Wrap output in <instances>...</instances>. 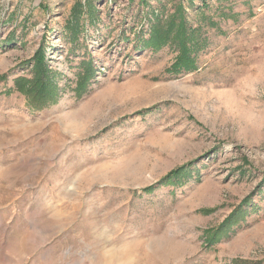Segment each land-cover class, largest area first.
<instances>
[{
  "label": "rangeland",
  "instance_id": "374dc122",
  "mask_svg": "<svg viewBox=\"0 0 264 264\" xmlns=\"http://www.w3.org/2000/svg\"><path fill=\"white\" fill-rule=\"evenodd\" d=\"M0 264H264V0H0Z\"/></svg>",
  "mask_w": 264,
  "mask_h": 264
},
{
  "label": "trees",
  "instance_id": "16d2710c",
  "mask_svg": "<svg viewBox=\"0 0 264 264\" xmlns=\"http://www.w3.org/2000/svg\"><path fill=\"white\" fill-rule=\"evenodd\" d=\"M184 18L185 17L183 14L180 18L181 24L178 26L179 28L177 30H175L176 32H171L170 31L171 29H169L171 27H167L168 31L161 32V30H157V29H162V27L159 24V26L152 27V30L153 29H155V30H154V32L150 33V37H149L150 39L148 41H145V42L142 41L144 43L145 47H146V45H149V43L152 40H154V38H157L159 43H168V44L174 43V46H176L178 48V56H177L174 64L172 65L170 71L175 73V74L181 73L182 71H185V72L194 71L197 68V66H196V58L194 56L193 51L200 50L205 45V44H202L201 40L194 39V36L197 34V32H192L189 34L188 29L186 28V22L184 21ZM168 22H170V21H167L165 26L168 24ZM171 33L173 34L172 38L170 36ZM142 38H144V37H142ZM91 73H93L92 69L89 72V74H91ZM42 79H43V77L41 78V81L39 79L36 80L40 83V85H38L37 82L35 83V81L31 82V86H34V88H30L31 86H29L28 89L27 88L24 89L25 84L22 85L19 80H18L17 84L25 93H27L28 95L31 94V95L35 96V94H37V91L44 93L42 91L49 90L50 85H49L48 81H43ZM41 95H44V94H41ZM47 100H45V102ZM53 100H54V98H53ZM38 110H41V108ZM178 175H180V174L172 173V174H170L169 177L171 178V177H175ZM230 222H231L230 218L226 219L219 227L208 231L209 239L207 240V242L208 243H218L220 241L218 239L220 237H222V234L229 231Z\"/></svg>",
  "mask_w": 264,
  "mask_h": 264
}]
</instances>
